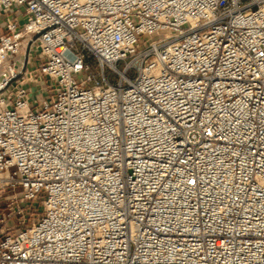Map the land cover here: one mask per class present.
I'll return each instance as SVG.
<instances>
[{
    "label": "built area",
    "instance_id": "built-area-1",
    "mask_svg": "<svg viewBox=\"0 0 264 264\" xmlns=\"http://www.w3.org/2000/svg\"><path fill=\"white\" fill-rule=\"evenodd\" d=\"M0 264H264V0H0Z\"/></svg>",
    "mask_w": 264,
    "mask_h": 264
},
{
    "label": "rangeland",
    "instance_id": "rangeland-1",
    "mask_svg": "<svg viewBox=\"0 0 264 264\" xmlns=\"http://www.w3.org/2000/svg\"><path fill=\"white\" fill-rule=\"evenodd\" d=\"M67 58H69L70 60H74V58H75V56L72 54V53H67ZM91 69H92V72H93V74H95L97 77H99L100 78V69L97 67V65H96V62L95 61H91ZM118 69L119 70H123L124 69V63L123 62H120L119 64H118ZM106 73L107 74H109L110 73V71L107 69L106 70ZM134 72L133 71H130L129 73H128V77L129 78H133L134 77ZM118 81V77L117 76H113L112 78H111V82L112 83H116ZM18 217H16L15 219H14V223H15V225H16V228L17 227H19V221H18V219H17Z\"/></svg>",
    "mask_w": 264,
    "mask_h": 264
}]
</instances>
